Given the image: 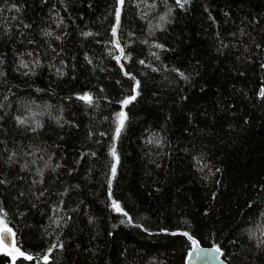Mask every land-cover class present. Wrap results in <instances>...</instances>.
Segmentation results:
<instances>
[{"label":"trees","instance_id":"obj_1","mask_svg":"<svg viewBox=\"0 0 264 264\" xmlns=\"http://www.w3.org/2000/svg\"><path fill=\"white\" fill-rule=\"evenodd\" d=\"M0 221V264H264V0H0Z\"/></svg>","mask_w":264,"mask_h":264},{"label":"snow or ice","instance_id":"obj_2","mask_svg":"<svg viewBox=\"0 0 264 264\" xmlns=\"http://www.w3.org/2000/svg\"><path fill=\"white\" fill-rule=\"evenodd\" d=\"M123 2V0H121V3ZM181 0H177V3H180ZM184 2L186 3L187 0H184ZM117 20H119V9H117ZM113 34L115 35V29H113ZM81 99L85 100L86 102H91V97L90 96H87L85 95L84 97H81ZM132 99H135V97H132ZM130 101L129 100H125L124 101V104H128ZM119 123H118V127L116 129V133H117V136L119 135L120 131L122 130L123 126H124V119H125V115L123 112H121L119 114ZM21 123H23V121H20ZM113 156L115 157V151L113 150ZM115 171H116V165L113 164V168H112V172H113V176L115 175ZM113 207L115 208L116 211H120V206L118 204H116L115 202L113 203ZM0 223H2V221H0ZM10 235L12 237H14V233H12L11 229L7 228V227H3V228H0V250H4V251H7V245H8V241H9V238H10ZM185 235H187L185 233ZM193 245L195 246L196 245V241H193ZM12 251H15L17 252L20 256H24V253L23 252H20L19 249L15 248L14 246V243H13V247H12ZM215 251L217 253L220 252V249L219 248H216ZM9 254H11L9 252ZM192 254H190L191 256ZM25 259H32V257L30 256H24ZM13 259H15V257H13ZM45 260H47V257H45Z\"/></svg>","mask_w":264,"mask_h":264},{"label":"water","instance_id":"obj_3","mask_svg":"<svg viewBox=\"0 0 264 264\" xmlns=\"http://www.w3.org/2000/svg\"><path fill=\"white\" fill-rule=\"evenodd\" d=\"M12 237L10 235L7 248L11 247ZM215 247L201 246L196 243L186 253L184 264H227L215 251ZM190 254H192L190 256Z\"/></svg>","mask_w":264,"mask_h":264},{"label":"rangeland","instance_id":"obj_4","mask_svg":"<svg viewBox=\"0 0 264 264\" xmlns=\"http://www.w3.org/2000/svg\"><path fill=\"white\" fill-rule=\"evenodd\" d=\"M0 228H3V226H0ZM8 249H10V248H7V250H8ZM0 252H4V253H6L7 255L11 256V259H13V255H12V253L9 254L8 251H4V250H0Z\"/></svg>","mask_w":264,"mask_h":264}]
</instances>
